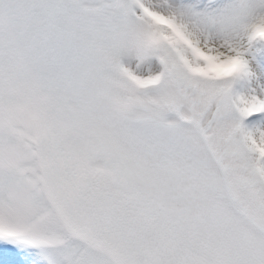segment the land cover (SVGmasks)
<instances>
[{"label": "snow or ice", "instance_id": "6c2138e0", "mask_svg": "<svg viewBox=\"0 0 264 264\" xmlns=\"http://www.w3.org/2000/svg\"><path fill=\"white\" fill-rule=\"evenodd\" d=\"M0 264H264V0H0Z\"/></svg>", "mask_w": 264, "mask_h": 264}]
</instances>
